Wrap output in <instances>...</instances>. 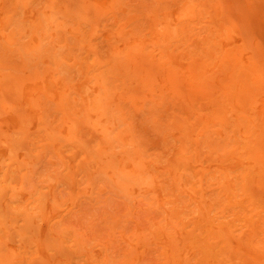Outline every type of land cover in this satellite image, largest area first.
Returning <instances> with one entry per match:
<instances>
[{
    "label": "rangeland",
    "instance_id": "obj_1",
    "mask_svg": "<svg viewBox=\"0 0 264 264\" xmlns=\"http://www.w3.org/2000/svg\"><path fill=\"white\" fill-rule=\"evenodd\" d=\"M263 62L264 0H0V264H264Z\"/></svg>",
    "mask_w": 264,
    "mask_h": 264
},
{
    "label": "bare ground",
    "instance_id": "obj_2",
    "mask_svg": "<svg viewBox=\"0 0 264 264\" xmlns=\"http://www.w3.org/2000/svg\"><path fill=\"white\" fill-rule=\"evenodd\" d=\"M161 1V0H160ZM81 2H82V0H81ZM204 4V3H203ZM184 6V5H183ZM182 6V7H183ZM204 6V5H203ZM192 7H194V6H192ZM81 8V7H80ZM190 8V7H189ZM195 8V7H194ZM192 9V8H191ZM87 10V9H86ZM189 11H190V9H189ZM97 13V12H96ZM202 14V13H201ZM155 16V15H154ZM47 17V16H46ZM215 18V17H214ZM217 18V17H216ZM191 19V18H190ZM229 19V18H228ZM227 19V20H228ZM196 21V20H195ZM218 22V21H217ZM51 26V25H50ZM221 26V25H220ZM192 29V28H191ZM209 29V28H208ZM246 30V29H245ZM244 30V31H245ZM251 31V30H250ZM189 32V31H188ZM249 33V32H248ZM246 34V33H245ZM133 36V35H132ZM252 36V35H251ZM178 38V37H177ZM189 40V39H188ZM249 40V39H248ZM127 41V40H126ZM243 41V40H242ZM197 42V41H196ZM195 42V43H196ZM208 43V42H207ZM244 44V43H243ZM251 44V46H252V43H250ZM258 44V43H257ZM234 45V44H233ZM90 46V45H89ZM199 46V45H198ZM235 47V46H234ZM259 47V46H258ZM33 48V47H32ZM214 48V47H213ZM248 48V47H247ZM136 49V48H135ZM155 49V48H154ZM204 49V48H203ZM233 48H231V50H232ZM137 50V49H136ZM185 51V50H184ZM117 52V51H116ZM212 52V51H211ZM149 53V52H148ZM229 53V52H228ZM147 54V53H146ZM150 54H152V52L150 53ZM154 54V53H153ZM173 56V55H172ZM201 56V55H200ZM227 56V55H226ZM151 57V56H150ZM154 57V56H153ZM230 57V56H229ZM221 59V58H220ZM222 59H224V58H222ZM238 59V58H237ZM154 60V59H153ZM225 60V59H224ZM252 60V59H251ZM134 61V60H133ZM231 61V60H230ZM250 62V61H249ZM124 63V62H123ZM140 63H142V62H140ZM191 63V62H190ZM193 63V62H192ZM235 63H236V61H235ZM264 63V62H263ZM195 64V63H194ZM211 64V63H210ZM232 64V63H231ZM94 65V64H93ZM191 65V64H190ZM221 65H223V64H221ZM235 65V64H234ZM237 65V64H236ZM146 66V65H145ZM230 66V65H229ZM249 66V65H248ZM220 67V66H219ZM251 67V66H250ZM121 68V67H120ZM119 68V69H120ZM145 68V67H144ZM191 68H193V67H191ZM203 68V67H202ZM207 68V67H206ZM240 68V67H239ZM248 68V67H247ZM263 68V67H262ZM157 69V68H156ZM175 69V68H174ZM199 69V68H198ZM234 69V68H233ZM123 70V69H122ZM127 70V69H126ZM176 70V69H175ZM193 70H194V68H193ZM197 70V69H196ZM199 70H201V69H199ZM235 70V69H234ZM238 70V69H237ZM256 70V69H255ZM141 71V70H140ZM191 71V70H190ZM206 71V70H205ZM222 71V70H221ZM227 71V70H226ZM232 71V70H231ZM247 71H249V70H247ZM127 72V71H126ZM193 72V71H192ZM214 72V71H213ZM148 73V72H147ZM195 72H193V74H194ZM203 73V72H202ZM201 73V74H202ZM229 73V72H228ZM237 73V72H236ZM260 73V72H259ZM139 75V74H138ZM146 77H147V75H146ZM193 77H194V75H193ZM201 77H202V75H201ZM260 77H261V75H260ZM262 77H263V75H262ZM28 78V77H27ZM100 78V77H99ZM139 78V77H138ZM150 78V77H149ZM196 78V77H195ZM195 78H194V80H195ZM200 78V77H199ZM259 78V77H258ZM97 79V78H96ZM201 79H203V78H201ZM207 79V78H206ZM145 80V79H144ZM154 80V79H153ZM168 80V79H167ZM211 80V79H210ZM233 80V79H232ZM262 80H264V78L262 79ZM104 81V80H103ZM138 81V80H137ZM151 81V80H150ZM196 81V80H195ZM169 82V81H168ZM206 82V81H205ZM226 82V81H225ZM232 82V81H231ZM256 82V81H255ZM255 82H253V84L255 83ZM264 82V81H263ZM146 83V82H145ZM185 83V82H184ZM222 83H223V81H222ZM236 83V82H235ZM147 84H148V82H147ZM146 84V85H147ZM169 84V83H168ZM189 84V83H188ZM227 84V82L225 83V85ZM241 84V83H240ZM242 84H244V82H242ZM248 84V83H247ZM106 85V84H105ZM171 85V84H170ZM223 85V84H222ZM250 85H251V83H250ZM112 86V85H111ZM140 86V85H139ZM141 86H143V85H141ZM145 86V85H144ZM148 86H150V85H148ZM172 86V85H171ZM236 86V85H235ZM235 86H233V87H235ZM242 86V85H241ZM244 86V85H243ZM257 86V85H256ZM263 86V85H262ZM147 87V86H146ZM166 87V86H165ZM174 87V86H173ZM172 87V88H173ZM253 87V86H252ZM260 87V86H259ZM115 88V87H114ZM126 88V87H125ZM141 88V87H140ZM149 88V87H148ZM159 88V87H158ZM172 88H170V89H172ZM209 88H210V86H209ZM232 88V87H231ZM253 88H255V86L253 87ZM262 88V87H261ZM146 89V88H145ZM225 89V88H224ZM150 90V89H149ZM213 90H215V89H213ZM103 91V90H102ZM109 91V90H108ZM148 91V90H147ZM177 91V90H176ZM155 92V91H154ZM173 92V91H172ZM179 92H181V91H179ZM210 92V91H209ZM262 92V91H261ZM112 93H113V91H112ZM151 93V92H150ZM235 93V92H234ZM243 93V92H242ZM259 93V92H258ZM155 94V93H154ZM183 94V93H182ZM240 94V93H239ZM248 94V93H247ZM251 94V93H250ZM120 95H121V93H120ZM196 95V94H195ZM249 95V94H248ZM262 95V94H261ZM260 95V96H261ZM128 96V95H127ZM163 96V95H162ZM66 97V96H65ZM107 97V96H106ZM105 97V98H106ZM124 97V96H123ZM137 97V96H136ZM196 97V96H195ZM110 98V97H109ZM113 98V97H112ZM222 98V97H221ZM242 98H244V97H242ZM258 98V97H257ZM93 99V98H92ZM119 99V98H118ZM129 99V98H128ZM207 99V98H206ZM238 99V98H237ZM247 99V98H246ZM250 99H251V97H250ZM107 100V99H106ZM181 100V99H180ZM239 100V99H238ZM243 100V99H242ZM113 101V100H112ZM147 101V100H146ZM230 101H232V100H230ZM254 101V100H253ZM40 102V101H39ZM143 102V101H142ZM155 102V101H154ZM222 102H223V100H222ZM237 102V101H236ZM243 102V101H242ZM99 103V102H98ZM145 103V102H144ZM226 103V102H225ZM239 103V102H238ZM198 105V104H197ZM238 105H241V103L240 104H237V106ZM255 105V104H254ZM102 106V105H101ZM221 106V105H220ZM188 107V106H187ZM218 108V107H217ZM248 108H249V106H248ZM255 108V107H254ZM221 109V108H220ZM250 109V108H249ZM195 110V109H194ZM216 110V109H215ZM154 111V110H153ZM221 112V111H220ZM100 114V113H99ZM213 114V113H212ZM223 114V113H222ZM221 114V115H222ZM226 114V113H225ZM250 114V113H249ZM191 115V114H190ZM224 115V114H223ZM216 116V115H215ZM218 117V116H217ZM219 117H221V116H219ZM218 117V118H219ZM224 117V116H223ZM192 118H194V117H192ZM245 118V117H244ZM247 118V117H246ZM253 118V117H252ZM206 119H208V118H206ZM211 119H213V117L211 118ZM215 119V118H214ZM154 120V119H153ZM214 121V120H213ZM218 121H220L221 122V119L220 120H218ZM225 121H228V120H226L225 119ZM255 121H256V119H255ZM242 122V121H241ZM77 123V122H76ZM75 123V124H76ZM87 123V122H86ZM206 123V122H205ZM214 123V122H213ZM217 123V122H216ZM228 123V122H227ZM196 124V123H195ZM175 125V124H174ZM193 125V124H192ZM98 126V125H97ZM181 127V126H180ZM252 127V126H251ZM223 128V127H222ZM235 128V127H234ZM243 128V127H242ZM204 129V128H203ZM161 131V130H160ZM4 132V131H3ZM235 132V131H234ZM245 132H248L247 130L245 131ZM69 133V132H68ZM205 133H207V132H205ZM216 133V132H215ZM231 134V133H230ZM256 135V134H255ZM69 136V135H68ZM252 136V135H251ZM103 137H105V136H103ZM259 137V136H258ZM8 138V137H7ZM103 141V140H102ZM10 142V141H9ZM237 142V141H236ZM257 142V141H256ZM199 143V142H198ZM214 143V142H213ZM246 143V142H245ZM255 143V142H254ZM259 143H260V141H259ZM238 144V143H237ZM261 146V145H260ZM103 147V146H102ZM235 147H238V146H235ZM262 147V146H261ZM260 147V148H261ZM264 147V146H263ZM206 148H208V147H206ZM253 148V147H252ZM260 148H258V149H255L256 151L257 150H259ZM229 150V149H228ZM141 151V150H140ZM200 151H201V149H200ZM136 152V151H135ZM210 152V151H209ZM235 152V151H234ZM249 152H251V150H249ZM248 152V153H249ZM201 153V152H200ZM245 153V152H244ZM254 153V152H253ZM136 155H137V153H135ZM142 154V153H141ZM210 154V153H209ZM255 154V153H254ZM257 154V153H256ZM255 154V155H256ZM202 155V154H201ZM220 155V154H219ZM226 155V154H225ZM215 156V155H214ZM213 156V157H214ZM231 156V155H230ZM233 156H234V154H233ZM247 156H248V154H247ZM252 156V155H251ZM250 156V157H251ZM103 157H105V156H103ZM139 157V156H138ZM222 157V156H221ZM232 157V156H231ZM253 157H254V155H253ZM256 157V156H255ZM102 158V157H101ZM188 159H190V158H188ZM192 159V158H191ZM248 159H249V157H248ZM245 160V159H244ZM247 160V159H246ZM258 160H259V158H258ZM190 161V160H189ZM260 161V160H259ZM128 162H129V160H128ZM135 162V161H134ZM216 162V161H215ZM257 162V161H256ZM255 162V163H256ZM221 163H224L223 161L221 162ZM250 163V162H249ZM258 163V162H257ZM260 163V162H259ZM142 164V163H141ZM215 164V163H214ZM227 165H228V163H226ZM232 164V163H231ZM253 165V164H252ZM255 165V164H254ZM258 165H261V164H258ZM264 165V164H263ZM218 166V165H217ZM122 167H123V165H122ZM264 167V166H263ZM144 168V167H143ZM243 168V167H242ZM261 168H262V166H261ZM122 169V168H121ZM137 169V168H136ZM259 170V169H258ZM119 171H122V170H119ZM205 171V170H204ZM144 173V172H143ZM210 173V172H209ZM231 174H232V172H230ZM208 173H206V175H207ZM213 174V173H212ZM241 174H242V172H241ZM261 174V173H260ZM209 175H211V174H209ZM263 175V174H262ZM154 176V175H153ZM185 176V175H184ZM221 176V175H220ZM264 176V175H263ZM217 178V177H216ZM231 178V177H230ZM229 180V179H228ZM241 180V179H240ZM188 181V180H187ZM174 182V181H173ZM179 182H181V181H179ZM239 183V182H238ZM130 184V183H129ZM180 184V183H179ZM184 184V183H183ZM242 184V183H241ZM132 185V184H131ZM177 186V185H176ZM132 187V186H131ZM176 188V187H175ZM223 188V187H222ZM226 188V187H225ZM229 188V187H228ZM244 189H245V187H244ZM243 190V189H242ZM175 191H176V189H175ZM178 191H179V189H178ZM177 191V192H178ZM243 192V191H242ZM231 194V193H230ZM185 195V194H184ZM180 196H181V194H180ZM193 196V195H192ZM235 196V195H234ZM238 196V195H237ZM176 197H177V195H176ZM186 197V196H185ZM230 198V197H229ZM244 198V197H243ZM246 198V197H245ZM212 200V199H211ZM173 202V201H172ZM205 202V201H204ZM220 202V201H219ZM241 202V201H240ZM242 204V203H241ZM164 205V204H163ZM187 206V205H186ZM205 206V205H204ZM219 206V205H218ZM180 207V206H179ZM180 210V209H179ZM180 212V211H179ZM183 212V211H182ZM202 213V212H201ZM171 214V213H170ZM173 215V214H172ZM171 215V216H172ZM208 215V214H207ZM175 216V218H176V215H174ZM240 216V215H239ZM173 217V216H172ZM178 217V216H177ZM180 217V216H179ZM182 217V216H181ZM233 217V216H232ZM170 218V217H169ZM179 219V218H178ZM244 219V218H243ZM170 220V219H169ZM177 220V219H176ZM208 220V219H207ZM119 221V220H118ZM165 221V220H164ZM210 222V221H209ZM212 224H213V222H212ZM223 225V224H222ZM180 226V225H179ZM199 227V226H198ZM203 228V227H202ZM177 229V228H176ZM179 229V228H178ZM145 230V229H144ZM169 230H171V229H169ZM198 230H199V228H198ZM195 231V230H194ZM205 231V230H204ZM190 235V234H189ZM201 235V234H200ZM224 235V234H223ZM170 238V237H169ZM231 238V237H230ZM244 238V237H243ZM220 240V239H219ZM176 241V240H175ZM170 242V241H169ZM251 243V242H250ZM169 246V245H168ZM176 246V245H175ZM219 246V245H218ZM188 247V246H187ZM191 247V246H190ZM174 249H176V248H174ZM205 249V248H204ZM131 250V249H130ZM178 251H180L179 249H177ZM132 251V250H131ZM172 251V250H171ZM182 251V250H181ZM166 252V251H165ZM175 252V251H174ZM186 253H188V252H186ZM132 254V253H131ZM180 255V254H179ZM207 255H209V254H207ZM13 257V256H12ZM202 261H205V260H202ZM123 263V262H122ZM185 263V262H184ZM13 264V263H12Z\"/></svg>",
    "mask_w": 264,
    "mask_h": 264
}]
</instances>
